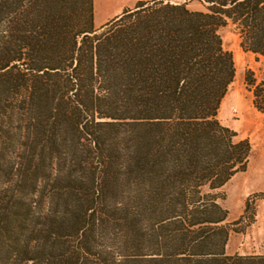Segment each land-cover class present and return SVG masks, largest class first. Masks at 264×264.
<instances>
[{
  "label": "trees",
  "instance_id": "obj_1",
  "mask_svg": "<svg viewBox=\"0 0 264 264\" xmlns=\"http://www.w3.org/2000/svg\"><path fill=\"white\" fill-rule=\"evenodd\" d=\"M226 28L264 58V0L139 2L101 28L93 0H0V264H264L227 253L216 193L251 152L218 120Z\"/></svg>",
  "mask_w": 264,
  "mask_h": 264
},
{
  "label": "rangeland",
  "instance_id": "obj_2",
  "mask_svg": "<svg viewBox=\"0 0 264 264\" xmlns=\"http://www.w3.org/2000/svg\"><path fill=\"white\" fill-rule=\"evenodd\" d=\"M148 1L152 0H93L94 26L101 28L125 10ZM191 8L200 5L192 4ZM220 33L225 49L232 53L235 76L218 120L236 132L237 141L247 140L251 146L245 171L216 192L219 204L228 212L227 223H239L232 227L235 231L226 251L229 255H264V111L255 105L257 89L264 90V58L243 51L239 36L231 28Z\"/></svg>",
  "mask_w": 264,
  "mask_h": 264
},
{
  "label": "crops",
  "instance_id": "obj_3",
  "mask_svg": "<svg viewBox=\"0 0 264 264\" xmlns=\"http://www.w3.org/2000/svg\"><path fill=\"white\" fill-rule=\"evenodd\" d=\"M97 24H99V25H100V24H101V22H100V23H97Z\"/></svg>",
  "mask_w": 264,
  "mask_h": 264
}]
</instances>
